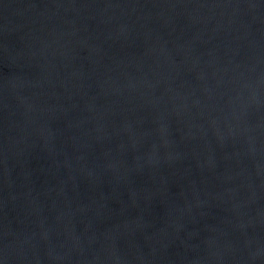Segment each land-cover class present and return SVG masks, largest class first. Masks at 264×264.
I'll list each match as a JSON object with an SVG mask.
<instances>
[{"label":"water","instance_id":"obj_1","mask_svg":"<svg viewBox=\"0 0 264 264\" xmlns=\"http://www.w3.org/2000/svg\"><path fill=\"white\" fill-rule=\"evenodd\" d=\"M0 264H264V0H0Z\"/></svg>","mask_w":264,"mask_h":264}]
</instances>
